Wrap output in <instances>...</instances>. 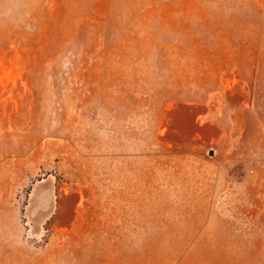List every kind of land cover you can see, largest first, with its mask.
I'll return each instance as SVG.
<instances>
[{"label":"rangeland","instance_id":"374dc122","mask_svg":"<svg viewBox=\"0 0 264 264\" xmlns=\"http://www.w3.org/2000/svg\"><path fill=\"white\" fill-rule=\"evenodd\" d=\"M0 264H264V0H0Z\"/></svg>","mask_w":264,"mask_h":264}]
</instances>
